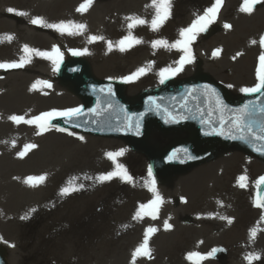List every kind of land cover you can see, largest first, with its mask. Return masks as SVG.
I'll list each match as a JSON object with an SVG mask.
<instances>
[{
    "label": "rangeland",
    "instance_id": "374dc122",
    "mask_svg": "<svg viewBox=\"0 0 264 264\" xmlns=\"http://www.w3.org/2000/svg\"><path fill=\"white\" fill-rule=\"evenodd\" d=\"M242 1L223 0L216 19L206 30L220 28L218 33H224L200 38L202 48L189 46L192 62L184 64L182 70L173 76L187 77L199 64L198 61L214 75L218 74L212 70L216 55L212 54L215 51L211 48L235 50L238 60L231 65L239 68L241 80H247L249 68L251 76L253 59L264 53V48L254 47L260 43V36H264V22L261 23V19L264 20V1L252 14L241 10ZM84 2L0 0V63L23 62L21 67L41 68L37 72L27 69L19 73L25 76L22 85L26 90L65 96L64 100L49 102L38 111L0 101V184H5V191L14 188L15 184L16 189L23 186L35 190L33 187L38 188L39 185L26 183L28 177L44 176L47 181L38 192L42 193L41 196L26 195L23 200L15 201L17 204L11 209H0V242L5 247L8 263L249 264L245 257L249 253H259L260 263L264 264V210L256 208L253 202L258 179L264 176V162L232 149L160 184L153 175L149 176L146 158L131 151L120 139L73 130L60 131L61 128L52 124L40 132L35 124L16 123L9 119L16 115L29 120L44 112L77 108L81 104L70 87L56 79L53 60L34 52L26 53L25 45L43 52L58 48V62L73 50L83 52L87 49L81 55L89 61L93 74L99 79L125 81L124 77L144 68L143 74L125 81L127 94L134 96L142 89L160 84L161 70L180 67L177 62L185 55L183 48L171 45L182 39L180 30L192 25L215 0H171V14L157 30L151 27L156 11L152 0H92L85 11H78ZM9 8L16 12H9ZM73 11L79 13L78 17L75 18ZM35 17H41L46 24L60 21L87 24L92 21L79 34L69 35L43 24L31 23ZM130 17L143 18L147 23L130 29ZM129 34L142 42L121 51L119 41ZM230 35H233L231 39ZM91 37L103 39L91 40ZM157 40L167 41L168 46L153 47L152 42ZM260 49L263 51L259 52ZM21 67L0 68V78H15ZM251 80L236 88L228 86L229 90L234 94L242 93L241 88L254 85ZM0 85V93L8 91L9 86ZM153 139L160 142L169 140L157 133ZM3 141L12 143V148L5 149ZM25 145L36 147L25 149ZM120 150L123 154L115 161L107 156V153ZM22 152L24 154L19 155ZM228 156V160H224ZM117 164L123 166L131 180L118 176L105 181L98 179L100 175L116 170ZM209 173L215 174L217 179L214 176L206 179L202 190L192 191L191 186L185 184L191 179L194 186L199 181L195 176L205 178ZM241 176L247 178L243 181L245 187L238 182ZM153 181L162 198L155 218L143 213L136 217L140 205H147L155 198L151 190ZM69 185L77 190L61 195V189ZM49 191L57 195L51 201L47 198ZM71 198L75 202L95 201L94 209L85 213L63 209ZM104 205L108 207L103 209ZM225 207L228 209L224 210ZM230 208L232 215L227 212ZM150 211L144 209V212ZM82 214L91 223L71 228L72 218H80ZM26 215L27 218H22ZM166 222L170 228L165 227ZM149 227L156 229L148 234L150 254L138 255L133 260V253L143 243ZM252 229H256L255 238H251ZM87 234L96 236L83 240L81 237ZM231 237L235 238L232 244L229 243ZM216 246L225 249L226 262L219 263L207 256ZM189 253H200L206 258L190 259ZM254 263L252 260L251 264Z\"/></svg>",
    "mask_w": 264,
    "mask_h": 264
},
{
    "label": "water",
    "instance_id": "95a60500",
    "mask_svg": "<svg viewBox=\"0 0 264 264\" xmlns=\"http://www.w3.org/2000/svg\"><path fill=\"white\" fill-rule=\"evenodd\" d=\"M58 77L61 82L71 84L84 106L79 116L70 120L59 117L55 124L92 134L122 137L133 149L146 154L152 171L161 177L181 173L213 158L217 145H232L264 160V153L255 150L264 145V141L251 136V143L229 138L238 134L232 128L236 110L249 102L255 109L249 119L255 122L254 128L259 133V124L264 121V113L260 112L264 107V90L234 99L207 74L199 73L184 80L167 78L162 86L144 90L132 99L124 94L122 82L96 79L88 62L78 56L62 62ZM205 85L216 90L225 106L223 110L217 106L214 96L204 95ZM109 87L111 93L107 91ZM152 127L164 133L188 131V137L174 139L159 148L148 144ZM221 129L225 135L219 134ZM261 190L264 197V184ZM0 264H6L1 249Z\"/></svg>",
    "mask_w": 264,
    "mask_h": 264
},
{
    "label": "snow or ice",
    "instance_id": "6c2138e0",
    "mask_svg": "<svg viewBox=\"0 0 264 264\" xmlns=\"http://www.w3.org/2000/svg\"><path fill=\"white\" fill-rule=\"evenodd\" d=\"M92 0H85L84 3L80 5V7L77 9L78 11H85L87 6L90 5ZM223 0H215L214 4L206 9L204 11L203 15H200L197 17L195 21H193L192 25H190L188 28L181 29L180 30V35L182 37L181 40H177L175 44L171 45V47H181L183 48V51L185 55L181 56L180 61L177 63L180 65V67L172 69V68H166L161 70V82H163L164 79H167L168 76L166 74L170 75H175L178 71H181L183 68V65L186 63H191L193 60L192 54H191V49H190V44L192 41L195 40L196 34L198 32H203L206 30L207 26L211 24L217 16V12L219 10V7L221 6ZM258 2V0H244V5L242 6L241 10L245 12H251L253 10V6ZM152 5L155 8V15L151 21V27L153 30H157L163 22L170 16L171 12V0H152ZM9 12H16L15 9L9 8ZM17 14L19 15H26L24 12H18ZM131 23L129 24V28L131 29L132 27L136 25H141L147 23L143 18L140 17H130ZM31 23L33 24H43L46 27L54 28L58 31H60L62 34L67 33L69 35H75L79 34V32L83 29H85V25L83 24H77L72 21H60L59 23L56 24H46L41 17H35L31 20ZM225 27H230L229 25H225ZM11 37H9L10 39ZM91 40H97V39H103V37H91ZM142 41L138 38L132 37L131 34L129 36L124 37L121 41H119L120 45V50L123 51L125 50V47H131L134 43H141ZM254 42V41H253ZM261 45L264 46V36L261 37L260 41ZM153 47L157 46H168L167 41L165 40H157L152 42ZM109 48H111V42H109ZM24 50L26 53H35L41 57H45L48 59H52L54 65H58V59L60 57L59 49L56 47H53L51 52H43L37 49H29L27 45L24 46ZM87 49L83 50V52H86ZM219 51V50H217ZM82 51L80 50H73L74 55H81L83 54ZM260 60V66L257 69V78L258 82L253 86V87H244L241 88L240 90L245 93H256V92H261L264 90V53L261 54L259 57ZM22 63H17V62H11V63H0V68H15V67H21ZM145 72L144 68H140L137 70L136 73H133L129 77H124L123 79L125 81H129L133 78L138 77L139 75L143 74ZM47 84V82H42ZM51 87V85H48ZM101 91H104V89H101ZM109 93H111V88L109 87L107 89ZM203 92L204 95L209 96V97H215L216 104L217 106L223 110L225 107L223 105V102L219 99L218 94L216 93V90L212 88L209 85H205L203 87ZM252 102H249L248 104H245L243 107L239 108L236 110V117L232 121V128H235L236 132L238 134H233L229 138L231 139H241V140H246L247 142L251 143L252 141L249 140V136L254 137L256 140H261L264 141V121H262L259 124V133L256 132L254 128V121L250 120L249 118L253 115L255 109L251 107ZM92 111V110H90ZM82 112V109L77 107V108H69L63 111H57V110H52L50 112H44L41 113L38 116H34L29 120H25L23 116H16L13 115L9 117V119L13 120L16 123L20 122H25L28 124H35L38 126L40 132L46 131L47 126L50 123L51 119L53 117L59 116V117H66L69 120L73 117L79 116ZM260 112L264 113V107L260 108ZM223 123V121H221ZM78 126V125H77ZM137 128H139V123L137 122L136 125ZM60 131H66V129H59ZM38 132L37 134H40ZM73 134L74 133H70ZM220 135H225V132L223 129L219 132ZM83 139V137H80ZM255 148V145H253ZM36 147L35 145H25V149H30ZM256 151H261L264 153V145H262L260 148H255ZM24 153H19V155H23ZM123 154V150H120L116 153H107V156L110 159H113L115 161V158L119 155ZM174 157H169V159H173ZM151 168L149 169V176H151ZM121 177L123 179L131 180V177L128 176L127 171L123 168L122 165L117 164L116 165V170L112 172H108L106 174H102L99 176L100 181H105V180H110L113 177ZM45 179L44 176L40 177H28L27 180L28 182H42ZM247 178L246 176H241L238 179V182L240 183L241 187H245L246 184L243 183ZM264 183V176L260 177L258 179V184ZM77 190L75 187L69 185L61 189V195H67L71 191ZM151 190L155 194V198L148 202L147 205H140V210L137 211L136 217H140L141 214H146V215H152L153 218H155V213L159 205L162 203V198L160 197L159 193L156 192L155 186H154V181L151 186ZM256 206L264 207V197H260V200L256 203ZM151 209L150 212H144V209ZM22 218H27V215ZM231 220H229V223ZM166 228H170L171 225L165 223ZM156 231L155 228L149 227L146 230L145 238L143 243H141L134 251L133 253V260H135L136 256H148L150 254V249L148 248V234L149 233H154ZM256 235V229L251 230V238H255ZM216 250L213 249V252ZM213 252H209L207 256H212ZM192 257H198L200 259L206 258L205 256H202L200 253H189V258L191 259ZM248 261L249 264H251L252 260L259 259V254L257 253H249L245 257Z\"/></svg>",
    "mask_w": 264,
    "mask_h": 264
},
{
    "label": "bare ground",
    "instance_id": "6f19581e",
    "mask_svg": "<svg viewBox=\"0 0 264 264\" xmlns=\"http://www.w3.org/2000/svg\"><path fill=\"white\" fill-rule=\"evenodd\" d=\"M72 13H74L75 18L78 17V15H79L78 12L73 11ZM90 21H92V20H90ZM90 21H88L87 24H83V25L87 26L88 23H90ZM77 22H78V18H77ZM16 69H14V71H16ZM27 69H30L31 71H34V72L42 70L41 68L34 67V66L21 67L20 69L17 70L18 75L15 78H13V79L0 78V83H4L5 86H9L8 91L4 90V92L0 93V101L3 100L7 104L9 103L10 105L19 104L21 106H27L25 108H28L29 110H32V111H38V109L40 107L45 106L49 102H58V101L65 99V96L61 95V94L48 95V93H43V92L30 93L28 90H26V88L22 85L23 84L22 80L24 79L25 76H21V75H19V73L22 72L23 70H27ZM6 82H8V83H6ZM58 95H60L62 97H60ZM2 143L4 144L3 147L7 150H10L12 148V143H9L8 141H3ZM228 158H229V156L227 158H225L224 160H228ZM212 176H214V178L217 179L215 174L209 173L208 176H206L205 178L195 176L194 178H198L199 181L197 183H195L194 186L191 183V179L186 180L185 184H187L188 186H191L192 191L199 190V189L202 190L204 188L203 182ZM38 177H40V176H38ZM33 182H35V184L39 185L38 188L33 187L35 190H29L26 187H23V186L20 187V185H19L20 188L16 189L17 184H15L14 188H11V189L5 191V184H3V185L0 184V209H5V207L6 208L9 207V209H11L12 206H16L17 203L14 204L15 201H18L20 199L23 200V198L26 195H29V196H35V195L39 196L40 195L41 196L42 193L39 194L38 192L41 190V186H44L45 182H47L46 179H44L42 182H37V181H33ZM13 183H17V182H13ZM26 183H30V182H26ZM12 189H15V190H12ZM78 195L81 196L82 194H78ZM56 196L57 195L54 192L49 191L47 193V198L50 201L53 200ZM94 203H95V201L75 202V199L73 200L71 198L70 200L67 201V203H65L63 205V209L69 210V211H78L80 213L81 212L85 213L89 210L94 209L93 208ZM107 207H108V205L102 206L103 209H105ZM227 209L228 208H226V207L224 208V210H227ZM227 212H229L232 215L231 208ZM84 217H85V214H82V217H80V218L79 217L72 218L71 228H76V227L84 226L88 223H91V221L87 222V220H85ZM6 225H4V226H6ZM7 226H9V225H7ZM94 236H96V235L87 234L85 236H82L81 238L83 240H86V239L90 240ZM234 239H235L234 237H231L229 240V243L232 244ZM2 247H4V245H2ZM4 249H5V247H4Z\"/></svg>",
    "mask_w": 264,
    "mask_h": 264
},
{
    "label": "flooded vegetation",
    "instance_id": "af4514ba",
    "mask_svg": "<svg viewBox=\"0 0 264 264\" xmlns=\"http://www.w3.org/2000/svg\"><path fill=\"white\" fill-rule=\"evenodd\" d=\"M263 11H264V9H263ZM196 48H199V43L198 42L196 43Z\"/></svg>",
    "mask_w": 264,
    "mask_h": 264
}]
</instances>
